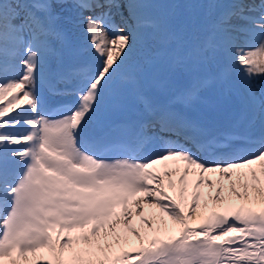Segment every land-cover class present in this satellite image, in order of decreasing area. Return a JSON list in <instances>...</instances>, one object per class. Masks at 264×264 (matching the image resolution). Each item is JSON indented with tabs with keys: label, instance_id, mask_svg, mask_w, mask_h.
I'll return each mask as SVG.
<instances>
[{
	"label": "snow or ice",
	"instance_id": "obj_1",
	"mask_svg": "<svg viewBox=\"0 0 264 264\" xmlns=\"http://www.w3.org/2000/svg\"><path fill=\"white\" fill-rule=\"evenodd\" d=\"M65 3L0 0V264H264V0H209L191 53L163 32L148 67L131 71L146 29L162 31L138 0H72L95 59L51 68ZM208 53L221 61L214 76L193 77L167 103L150 94L169 83L151 71ZM212 84L239 97L237 117L178 110ZM44 88L73 99L49 107ZM125 90L138 119L90 134L125 107Z\"/></svg>",
	"mask_w": 264,
	"mask_h": 264
},
{
	"label": "bare ground",
	"instance_id": "obj_2",
	"mask_svg": "<svg viewBox=\"0 0 264 264\" xmlns=\"http://www.w3.org/2000/svg\"><path fill=\"white\" fill-rule=\"evenodd\" d=\"M122 11L124 17H128L127 9H122ZM88 14L89 13H84V15H88ZM59 15H60V20L58 21V24L67 34V38L66 41L63 43L59 41L55 43V47L59 53V56L53 57L51 59L50 61L51 68L53 70H60L62 67H67L71 65L92 64L94 62L95 57L91 51L90 45L88 44V37L84 31L83 24L79 22V19H76L72 15L68 16L65 15L64 13H60ZM114 21L117 25L123 26V22L120 16L118 15L115 16ZM177 35L180 37V43L182 47H185L184 46L185 41L187 40L186 28L181 26ZM133 57L129 65L126 67V69L130 67L131 68L134 67L131 64V62L133 61ZM141 65H143L145 68L148 67L147 64H141ZM211 66H212L211 67L212 70L216 71L217 73L220 70L221 61L219 59L218 60L213 59V63H211ZM131 70L129 69V71ZM185 70H186L185 66L179 68V71L181 73L185 72ZM158 73L159 71L153 70L149 73V75L154 76L155 78H160ZM215 74H212L210 77L214 76ZM204 77H209V76L204 75ZM170 79L171 78H168L169 82ZM257 83H260V81H257ZM181 90L182 88H180L179 86H171L170 83H168V87L164 91H160L156 88H151L150 94L159 103H167L174 95L179 93ZM47 91H48L47 88L43 89V93L45 92L46 94H48ZM212 91L213 90L209 92L210 95L204 96L203 99L198 100L190 107L177 105L178 110L183 111L186 115L190 116L193 119H198L204 122H215L218 124L227 123L240 114L242 103L239 98L235 96H230V94L228 95L222 94V92H219L218 90H215L213 93ZM58 101L60 100L58 99ZM205 103L206 105H204ZM205 108L207 109L206 111H204ZM140 109H141V105L135 100V97L130 92L125 90V107L119 111H111L107 115V117H105L102 120L100 124H96V123L92 124L89 128V132L90 134L97 136L99 132L107 130L110 125L114 124L119 120L130 119L136 121L138 119ZM209 109L215 110V112H212V114L210 115V118L207 117L205 114V112L210 113ZM153 148L154 146L150 145L148 148L145 149V154L151 152Z\"/></svg>",
	"mask_w": 264,
	"mask_h": 264
},
{
	"label": "rangeland",
	"instance_id": "obj_3",
	"mask_svg": "<svg viewBox=\"0 0 264 264\" xmlns=\"http://www.w3.org/2000/svg\"><path fill=\"white\" fill-rule=\"evenodd\" d=\"M139 2L141 4L140 13L146 18H152L153 22L158 24L162 31L157 32L152 28L146 29L148 35L147 42L143 48H138L137 52L134 54L133 61L131 62L133 66L146 64L145 61L147 59L154 58V54L161 47L159 37L163 32H174L178 34L180 27H185L187 30V40L185 41V47L182 48L189 53H191L203 40V37H205L207 21L210 15L209 0H138V3ZM228 2L229 0H218L220 7L226 6ZM57 12L64 13L68 16L72 15L76 19H79L78 11L72 7V0H66L63 7L57 8ZM175 46V44L172 45V47ZM213 59L218 60V58L213 57L211 53L207 55V58L203 61L193 57L187 62L188 64L186 63L185 72L181 73L179 68H177L172 72H159L158 75L160 78H171L169 82L170 85L180 86L181 84L184 86L180 87L183 90V88L189 85L193 77H201L203 75L210 77L212 74L216 73V71H213L211 68ZM129 69L131 70V67L126 70ZM211 90H213L212 93L215 90L221 92L215 84H212L201 93V99H203L204 96L210 95L209 92ZM49 95L51 96L49 100L51 103L58 98H68L67 96L59 95L55 97L51 92ZM230 96L236 95L230 94ZM204 105H206V103ZM206 110L205 108L204 111Z\"/></svg>",
	"mask_w": 264,
	"mask_h": 264
}]
</instances>
